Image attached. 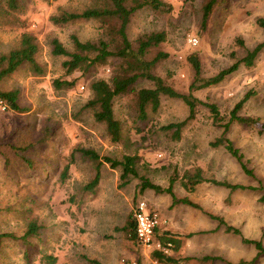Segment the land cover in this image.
Masks as SVG:
<instances>
[{
	"label": "rangeland",
	"instance_id": "374dc122",
	"mask_svg": "<svg viewBox=\"0 0 264 264\" xmlns=\"http://www.w3.org/2000/svg\"><path fill=\"white\" fill-rule=\"evenodd\" d=\"M165 1L172 5L170 12L143 6L130 15L126 31L136 47L144 33L164 30V40L151 46L145 59L158 51L166 52L152 71L177 91L187 92L194 76L188 54L197 52L202 75L210 76L242 56L246 47L264 39V27L257 20L264 19V0H216L203 29L202 5L207 0ZM99 2L20 0V7L11 9L5 0L0 1V52L18 46L22 32L29 31L36 39L35 57L43 71L34 72L24 63L2 82L3 88L18 90L23 110H0V232L22 234L32 220L39 229L28 242L3 239L0 264H46L45 254L55 256L52 264H161L152 255V248L138 244L121 228L136 199L146 200L165 218L161 227L179 239L172 252L180 262L264 264V132L259 131L264 121V51L253 66L240 64L222 81L194 90L200 101L216 103L220 118H214L210 109L198 102L194 116L181 125L177 137L174 128L161 126L186 118L188 106L181 98L162 94L159 106H148L146 117L141 118L132 92L116 95L113 108L121 124V138L112 141L105 124L93 118L85 102L91 96L87 81L93 77L109 79L116 72L111 65L117 64L118 58L94 67L92 74L79 76L72 87L53 85L55 77L65 76L61 66L65 56L53 53V38L72 50V34L97 41L100 37L108 39L112 33L96 18L58 25L50 16ZM193 36L198 40L195 44L189 41ZM141 86H153V82L140 77L135 87ZM248 89L253 94L239 113L258 117L259 122L232 120L224 135L239 148L252 175L224 144H214L223 133L233 104ZM29 142L34 144L32 151L27 150ZM80 146L118 158L124 153L139 155L138 174L161 187H167L173 177L176 197H188L200 208L174 203L167 191L139 190L138 176L130 175L125 185H119L120 168L107 162L100 167L97 184L87 188L86 183L94 176V162L76 149ZM19 148L23 154L31 152L33 162L20 158L16 153ZM67 161L69 169L62 179L60 171ZM197 166L207 179L243 187L231 189L203 180L187 190L180 177ZM210 213L220 218H212ZM220 219L239 232L226 230ZM247 239H257L260 245Z\"/></svg>",
	"mask_w": 264,
	"mask_h": 264
},
{
	"label": "trees",
	"instance_id": "16d2710c",
	"mask_svg": "<svg viewBox=\"0 0 264 264\" xmlns=\"http://www.w3.org/2000/svg\"><path fill=\"white\" fill-rule=\"evenodd\" d=\"M215 2L216 0H207L203 3L200 21L201 29L205 28L207 19ZM5 3L11 9L20 7V0H5ZM143 6H148L163 12H170L172 10L171 3L165 0H100V2L96 3L94 6H85L80 10L63 9L50 16L51 21L58 25H64L65 23L75 21L78 18H96L101 22V26H105L106 29L112 33V36L108 39L100 37L97 41L81 40L76 35L72 34V50L65 48L57 38L52 39L53 53L65 56V58L61 61V66L64 70L65 76L55 77L53 79V85L56 88L63 86L72 87L79 76H86L90 73L92 74L94 67H97L100 64H107L110 58L113 57L119 59L117 64L114 62L113 65H111V68L116 72L113 73L109 79L103 77H93L87 81L91 96L85 102V106L92 110L93 118L96 121L105 124L106 130L112 141H118L121 138V124L115 117L113 108L114 98L116 95L125 92H132L135 97L138 116L141 118L146 117L148 106H151L152 109H156L159 106L160 96L162 94L181 98L188 106V115L186 118L180 121H171L161 126L164 129L174 128V134H176L177 137L179 135L181 125L184 124L187 119L194 116L195 106L198 102L206 105L214 114V118H220L216 103L200 101L194 95V90L222 81L226 76L234 72L240 64L248 67L253 66L259 54L264 51V39H262L257 41L255 44L246 47L245 53L242 56L210 76L202 75L201 61L198 53H190L188 54L187 59L190 61L194 69L193 79L188 86L187 92L177 91L171 85L167 84L160 75L152 71L154 63L160 57L166 56L167 53L164 51H158L151 59H145V53L147 50L151 46L157 45L164 40V30L144 33L138 38L136 47H133L132 42L127 35L126 27L129 22L130 15ZM257 20L264 27V19L262 17H258ZM237 41L243 44V40L241 38H237ZM37 49L38 45L35 37L29 31L24 30L21 34L18 46L13 47L6 52H0V97L6 100L8 104L7 109L10 108L17 111L23 110L18 103V90L14 88H3V78L11 74L19 65L24 63H27L34 72L42 73V68L35 57ZM230 53L232 56L235 55L234 50H231ZM72 73L76 75L71 78L66 77ZM140 77L150 79L153 82V86L135 87V82ZM252 94V89H248L244 92L242 97L233 104L228 121L223 124L224 130L222 135L214 141V144H224L229 153L236 157L239 161L244 171L250 175H252L253 172L251 169L247 168L239 148L234 146L232 140L224 134L228 130L229 124L232 120H236L239 123L244 124L259 122L258 117L246 116L239 113L243 104ZM259 131L264 132V121L260 122ZM27 145H31L27 150L32 151L33 148L31 150L30 148L34 146V144L29 142ZM20 149L21 148L16 150L19 157L24 159L29 164L33 162L31 161L33 156L32 153L23 154L22 152L24 151H20ZM76 149L80 151L83 156L88 157L94 162V176L88 183H86L85 186L87 188H92L97 184L100 177V167L103 162H107L110 167L120 168L119 185H125L128 182L130 175L138 176L139 190L152 188L158 191H167L171 194L174 203L181 201L191 206L200 208V205L197 202L192 201L188 197H176L172 188L173 177L170 178V182L167 187H161V185L150 181L145 175L138 174L137 162L140 157L135 153H124L120 158H118L106 154L100 155L95 149L90 147L80 146ZM73 151L74 149L70 152V161L73 160ZM68 169L69 161L64 163L60 171L62 179L67 175ZM203 180L221 184L231 189L243 187L240 183H232L214 178L207 179L203 176L202 168L199 166L195 167L193 171H185L180 177L182 186L187 190L193 189ZM138 200L139 199H136L135 203ZM132 213L133 209L129 211L121 228L125 231L129 238L135 240V220ZM209 215L212 218H220L219 215L213 213H210ZM220 223L226 224V230L239 232L237 227L227 224L223 219H220ZM38 229L39 225L32 220L27 223V226L22 234H16L11 231H1L0 243L5 238L28 242V237L35 235ZM157 233L163 241L171 240L173 242V247L171 248L170 253H163L160 250L154 249L152 251V255L161 264H184L183 262H180L179 257L175 254V252H172L177 249L179 239L161 226L157 229ZM247 240L250 242H256L257 246L260 245V242L257 239ZM44 258H47L46 264H52L55 260V256L50 254H45ZM94 262L96 261H92V264Z\"/></svg>",
	"mask_w": 264,
	"mask_h": 264
},
{
	"label": "built area",
	"instance_id": "2783aa9c",
	"mask_svg": "<svg viewBox=\"0 0 264 264\" xmlns=\"http://www.w3.org/2000/svg\"><path fill=\"white\" fill-rule=\"evenodd\" d=\"M193 44L197 43L195 36L189 37ZM8 104L0 97V110H6ZM133 218L135 220L134 235L138 244L160 250L163 253H170L173 247L171 240H162L157 233V229L166 222L159 212L151 208L146 200L139 199L133 207ZM124 261V260H123ZM122 264H125L123 262Z\"/></svg>",
	"mask_w": 264,
	"mask_h": 264
}]
</instances>
